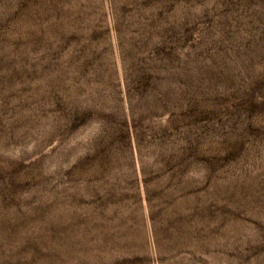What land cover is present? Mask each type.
Here are the masks:
<instances>
[{
    "label": "rangeland",
    "instance_id": "1",
    "mask_svg": "<svg viewBox=\"0 0 264 264\" xmlns=\"http://www.w3.org/2000/svg\"><path fill=\"white\" fill-rule=\"evenodd\" d=\"M0 264H264V0H0Z\"/></svg>",
    "mask_w": 264,
    "mask_h": 264
}]
</instances>
